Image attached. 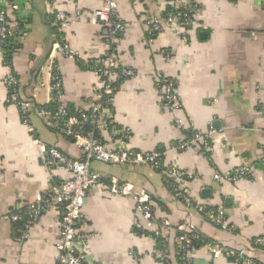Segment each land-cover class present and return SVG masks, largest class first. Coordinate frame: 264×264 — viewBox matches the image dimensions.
<instances>
[{
    "label": "crops",
    "instance_id": "1",
    "mask_svg": "<svg viewBox=\"0 0 264 264\" xmlns=\"http://www.w3.org/2000/svg\"><path fill=\"white\" fill-rule=\"evenodd\" d=\"M17 2L31 12L14 67L20 98L33 104V112L26 124L19 106L9 101L4 83L8 70L0 47V264H57L59 209L50 207L27 231L6 217L17 209L25 211L53 181L68 177L65 170L53 172L41 165L37 139L72 158L83 157L80 146L33 114L37 106L49 102L54 64L70 108L88 106L105 84L84 63L67 58L58 49L50 10H61L74 18L65 32L66 41L88 61L108 51L101 26L94 19L107 0ZM183 2L118 1L115 13L127 24V30L118 37L115 53L121 67L135 75L115 81L108 113L131 133V147L167 152L166 165H177L195 175L185 188L196 203L222 208L233 232L188 209L173 196L158 172L144 166L94 161L92 167L102 175V181L85 200L87 225L83 227L89 236L87 255L92 263L180 264L176 234L169 240L170 260L152 255L160 244L136 232L135 200L109 194L110 181L116 178L145 189L152 196L157 216L175 226L193 223L208 239L235 253L246 248L249 257L264 264V247L254 245L256 239L264 238V0H196L193 26L182 29L164 24L149 42L146 20L160 18L171 5ZM159 73L177 83L180 109L176 112L161 106L156 86ZM177 120L182 128L176 125ZM211 123L217 129L211 142L212 163L196 146L175 148L189 136L187 131L206 132ZM242 166L252 169L251 178L223 184L213 178L216 172L229 173ZM189 257L193 264H235L226 255L214 258L206 248Z\"/></svg>",
    "mask_w": 264,
    "mask_h": 264
},
{
    "label": "built area",
    "instance_id": "2",
    "mask_svg": "<svg viewBox=\"0 0 264 264\" xmlns=\"http://www.w3.org/2000/svg\"><path fill=\"white\" fill-rule=\"evenodd\" d=\"M118 1L107 0L106 7L94 13V19L101 26V36L108 51L103 57L88 61L83 60L82 54L72 49L66 41L65 32L73 24L74 18L61 10H50L53 26L64 35L59 40L55 37L58 49L67 58L84 63L95 75L105 81L95 100L88 106L70 108L64 100L61 75L55 63L48 103L57 105V111L53 113L46 109L36 108L33 113L47 127L70 141H74L83 150L82 158H72L60 151L58 147L48 146L37 139L35 143L42 151L41 165L53 172L65 170L68 177L57 182L53 181L49 189L39 195L25 211L17 209L6 217L11 222L20 224L27 231L50 207L59 209L61 214L56 243L57 264H101L88 260L89 236L83 231V227L87 225L84 214L85 200L89 192L102 181V175L93 169L91 160L106 164L144 166L158 172L173 196L184 203L188 209L197 211L207 221L224 231L233 232V227L229 225L226 212L222 208L214 209L196 203L185 188V183L195 178V175L177 165H166L167 152L156 150L145 152L131 147L129 143L131 133L117 124L108 113L110 109L108 106H112L116 92L114 85L117 82L115 81L121 80L122 76L135 75L134 71L121 67L118 55L115 53L114 47L118 37L127 30V24L115 13ZM0 5V47L9 41L14 45L12 53L9 50V53L2 50L3 57L9 54L12 56L11 63L6 61L4 63L8 70L4 83L8 90L9 101L19 106L24 122L29 124L33 104L20 98V81L15 72L14 57L17 46L27 33L31 12L26 11L17 0H0ZM197 6L196 0H184L183 4L171 5L172 11L168 14L146 20L149 42H152L158 35L164 24L172 23L174 27H182V29L193 26L194 19L191 12ZM179 9L182 11H178ZM156 86L162 108L168 112L178 111L180 104L175 80L159 73L156 75ZM181 123L179 120L176 121L179 128H182ZM29 131L33 132V128L30 127ZM216 131L213 123L209 125L206 132L190 129L187 131L189 136L177 142L175 148L185 150L196 146L201 155L212 163L210 150ZM110 140L113 142L112 145H110ZM251 177L252 169L246 166L229 173L216 172L213 176L219 184ZM109 194L132 197L135 200V229L153 238L155 242L161 240L167 243L164 248L156 247L153 250L154 257L170 260L169 240L173 234H176L175 250L177 256L181 258V264H193L189 256L190 253L200 249L196 247L200 242L205 243L201 248H206L214 258L226 255L233 258L235 264H261L248 256L246 248H241L235 253L220 242H205V238L193 223H181L175 226L169 220L157 216L152 204V196L145 189H139L133 184L123 183L114 178L109 184ZM254 245L264 247V238L256 239Z\"/></svg>",
    "mask_w": 264,
    "mask_h": 264
},
{
    "label": "trees",
    "instance_id": "3",
    "mask_svg": "<svg viewBox=\"0 0 264 264\" xmlns=\"http://www.w3.org/2000/svg\"><path fill=\"white\" fill-rule=\"evenodd\" d=\"M170 11H172V8L171 7H169L167 10H166V14H168V12H170ZM178 11H182V9H179ZM194 14V11L193 12H191V15H193ZM50 17V21L52 22L53 21V17H51V16H49ZM31 22V20H29V23ZM55 30H56V36L55 37H57V39L59 40L60 38L62 39L63 37H64V35H63V33H61L56 27H55ZM19 46V45H18ZM17 46V47H18ZM115 48V47H114ZM1 49L3 50L4 49V51H6V52H8V50L12 53V51L14 50V45L12 44V43H10V41L8 42V43H6V44H4V45H2L1 46ZM9 53V52H8ZM4 59H5V61L7 62V63H11V61H12V56L9 54V55H7V56H4ZM122 79V78H121ZM114 87H117V84L115 83V85H114ZM36 107V106H35ZM109 108H111L112 106H108ZM36 108H42V109H46V110H49V111H51V112H53V113H55L56 111H57V105H55L54 103H48V104H46V105H40V106H37ZM30 119V118H29ZM55 182H57V181H55ZM136 232H138V233H140V234H143L141 231H138V230H136ZM201 233V232H200ZM201 235L205 238V242H213V240H210V239H208L204 234H202L201 233ZM159 244H160V248H164L165 247V245L167 244V243H164L163 241H157ZM205 243H203V242H200V243H198L197 245H196V247H198V248H201L203 245H204ZM166 261H168V260H166ZM179 263L181 264V258L179 257Z\"/></svg>",
    "mask_w": 264,
    "mask_h": 264
},
{
    "label": "water",
    "instance_id": "4",
    "mask_svg": "<svg viewBox=\"0 0 264 264\" xmlns=\"http://www.w3.org/2000/svg\"><path fill=\"white\" fill-rule=\"evenodd\" d=\"M94 162V160H91V163H93Z\"/></svg>",
    "mask_w": 264,
    "mask_h": 264
}]
</instances>
